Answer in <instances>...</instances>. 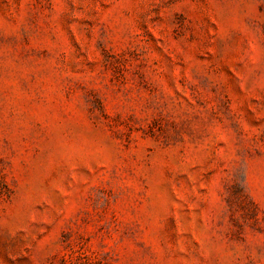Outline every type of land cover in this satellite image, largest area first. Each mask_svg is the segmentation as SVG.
Segmentation results:
<instances>
[{
  "label": "rangeland",
  "instance_id": "374dc122",
  "mask_svg": "<svg viewBox=\"0 0 264 264\" xmlns=\"http://www.w3.org/2000/svg\"><path fill=\"white\" fill-rule=\"evenodd\" d=\"M0 264H264V0H0Z\"/></svg>",
  "mask_w": 264,
  "mask_h": 264
}]
</instances>
